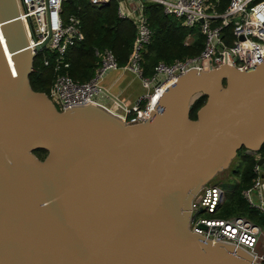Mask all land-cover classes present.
<instances>
[{
	"label": "water",
	"instance_id": "95a60500",
	"mask_svg": "<svg viewBox=\"0 0 264 264\" xmlns=\"http://www.w3.org/2000/svg\"><path fill=\"white\" fill-rule=\"evenodd\" d=\"M33 59L16 0H0V264H261L188 225L193 195L264 144V54L185 73L131 124L59 110L32 89Z\"/></svg>",
	"mask_w": 264,
	"mask_h": 264
},
{
	"label": "built area",
	"instance_id": "2783aa9c",
	"mask_svg": "<svg viewBox=\"0 0 264 264\" xmlns=\"http://www.w3.org/2000/svg\"><path fill=\"white\" fill-rule=\"evenodd\" d=\"M89 1L93 5H105L111 0ZM117 1L118 16L130 19L136 29L128 61L119 66L112 50L95 47L93 53L97 64L93 76L78 82L67 73L70 63L66 55L71 46L83 40L84 34L81 20L76 15L63 16V4L68 0H16L31 53L34 58L42 55L43 64H53L56 71L48 97L59 110L72 105L97 104L98 95L107 92L101 84L105 76L115 70L126 71L139 79L144 91L121 118L130 124L139 123L163 92L185 73L219 67L224 64L225 55L231 67L242 70L247 55L249 60H254L264 54V0H228L222 11L218 9L219 0H127L131 3L130 8L124 1ZM145 2L160 4L165 14L191 30L184 40L185 45L192 43L196 32L202 34L204 43L200 53L171 63L159 61L151 74L144 75L142 61L152 38L144 12ZM44 42L46 44L35 51ZM146 119L148 114L144 115ZM247 151L256 157V163L252 183L242 195L248 206L264 217V156L257 151ZM261 158L263 162L259 164ZM225 200L226 192L217 183L204 184L190 201V231L214 242L243 248L256 262L264 263V243L261 252L256 250L263 227L246 216H217Z\"/></svg>",
	"mask_w": 264,
	"mask_h": 264
},
{
	"label": "trees",
	"instance_id": "16d2710c",
	"mask_svg": "<svg viewBox=\"0 0 264 264\" xmlns=\"http://www.w3.org/2000/svg\"><path fill=\"white\" fill-rule=\"evenodd\" d=\"M227 3L228 0H219L218 9L224 10ZM117 5V0H111L105 5H93L89 0H73L63 4L64 18L69 15H76L81 20L84 34L83 40L71 46L66 55L70 63L67 73L75 81L84 82L93 76L97 64V59L93 53L95 47L112 50L119 66H124L127 63L136 29L130 19L118 16ZM144 6V12L152 31L151 42L147 45L142 61L144 75L151 74L154 65L159 61L171 63L176 59L200 53L204 43L202 34L196 32L192 43L185 45L184 40L192 33L191 30L182 26L177 19L165 14L160 4L145 2ZM55 76L56 71L53 69V64L45 66L42 62V55L33 59V71L29 76L33 90L48 95ZM205 101L206 97L201 96L192 105L190 113L192 119L196 118L197 110ZM244 149L247 148L242 147L236 154L237 163L231 170L234 177L233 182L229 183L231 185L226 191V200L217 216L248 217L247 211L251 208L243 198L242 191L252 183L256 157L253 154H245ZM257 152L264 156V144ZM35 154L43 159L46 156V151L36 150ZM253 212L258 214L255 210ZM261 222L264 225V220Z\"/></svg>",
	"mask_w": 264,
	"mask_h": 264
},
{
	"label": "crops",
	"instance_id": "0c3cea01",
	"mask_svg": "<svg viewBox=\"0 0 264 264\" xmlns=\"http://www.w3.org/2000/svg\"><path fill=\"white\" fill-rule=\"evenodd\" d=\"M121 1H124L126 7H131V3H128L127 0ZM101 84L107 92L104 91L98 95L97 105L113 111L120 117L126 115L127 109L135 104L144 91L139 79L126 71L109 72Z\"/></svg>",
	"mask_w": 264,
	"mask_h": 264
},
{
	"label": "rangeland",
	"instance_id": "374dc122",
	"mask_svg": "<svg viewBox=\"0 0 264 264\" xmlns=\"http://www.w3.org/2000/svg\"><path fill=\"white\" fill-rule=\"evenodd\" d=\"M178 22L180 23V21H178ZM193 38H194V36H193ZM40 52L42 53V51H40ZM236 163H237V160H236V157H235V162H231L227 169H224L223 171H221L218 174H216L214 176V178L211 180V182L217 183L222 188V190H225V192H226L227 189H229L228 186L231 185L229 183L233 182V176L231 174V170L235 166ZM247 212H248L247 216L250 217L257 224L261 225L263 227V229H264V225H262V222H261V221L264 220V217L261 216L260 214H257V215H256V213L254 214L253 209H248ZM258 216H260V217H258ZM263 243H264V230H263V233L260 236V240H259V242H258V244L256 246V250L258 252H261L263 250V247H262Z\"/></svg>",
	"mask_w": 264,
	"mask_h": 264
},
{
	"label": "flooded vegetation",
	"instance_id": "af4514ba",
	"mask_svg": "<svg viewBox=\"0 0 264 264\" xmlns=\"http://www.w3.org/2000/svg\"><path fill=\"white\" fill-rule=\"evenodd\" d=\"M243 151H244L245 154L249 153V151H247V149H244ZM250 153L252 154V152H250Z\"/></svg>",
	"mask_w": 264,
	"mask_h": 264
}]
</instances>
